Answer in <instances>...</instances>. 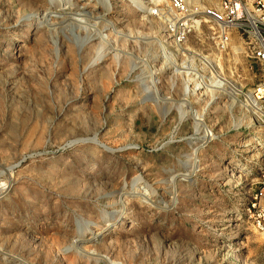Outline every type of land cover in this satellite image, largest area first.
Segmentation results:
<instances>
[{
	"label": "rangeland",
	"instance_id": "rangeland-1",
	"mask_svg": "<svg viewBox=\"0 0 264 264\" xmlns=\"http://www.w3.org/2000/svg\"><path fill=\"white\" fill-rule=\"evenodd\" d=\"M143 3L0 0V264H264V233L244 212L264 127L229 100L187 105L167 73L139 84L158 74L163 28ZM46 12L60 16L45 26ZM80 13L85 25L68 19ZM187 48L211 47L196 32ZM236 50L226 61L245 72Z\"/></svg>",
	"mask_w": 264,
	"mask_h": 264
},
{
	"label": "built area",
	"instance_id": "built-area-1",
	"mask_svg": "<svg viewBox=\"0 0 264 264\" xmlns=\"http://www.w3.org/2000/svg\"><path fill=\"white\" fill-rule=\"evenodd\" d=\"M143 4L145 14L161 21L163 28L152 60L158 74L138 77L139 84L148 78L144 82L157 86L159 73H167L180 80L185 101H203L206 95L215 96L217 103L229 100L252 123L264 127V0H220L204 7L188 0H144ZM196 32L209 43L210 51L187 48ZM231 48L246 60L245 72L226 61ZM225 64L230 65L224 73ZM189 114L202 147L208 146L212 131L197 111L190 109ZM256 162L258 177L247 191L244 212L253 229L264 233V153Z\"/></svg>",
	"mask_w": 264,
	"mask_h": 264
},
{
	"label": "bare ground",
	"instance_id": "bare-ground-1",
	"mask_svg": "<svg viewBox=\"0 0 264 264\" xmlns=\"http://www.w3.org/2000/svg\"><path fill=\"white\" fill-rule=\"evenodd\" d=\"M67 1V0H66ZM97 1H99V2H101V4H102V8L104 9V10H107V9H109V7H111L112 6V4L113 3H115L117 0H97ZM123 1H128L129 3H131V4H136V0H123ZM137 6H140V4L139 5H137ZM61 11V10H60ZM108 13V12H107ZM107 13L106 14H104V15H107ZM68 14V13H67ZM70 15V14H69ZM103 15V16H104ZM60 16V14H57V13H54V12H46V13H42V15H41V18H42V20H43V23L45 24V26H50V25H52L53 23L51 22L52 20H55V19H57L58 17ZM68 16V15H67ZM91 15H89V13H80V14H73V15H71V17H69L68 19L70 20V21H72V22H74V23H76V24H81V25H85L86 23H88V19L89 18H91L90 17ZM96 18V17H95ZM65 20V19H64ZM64 20H63V22H64ZM54 22V21H53ZM52 23V24H51ZM100 38H102V37H100ZM149 39V38H148ZM93 39L92 38H87L84 42H83V44H82V46L81 47H83L84 45H87L90 41H92ZM57 51V50H56ZM104 56H105V47L104 46H102V45H100L98 48H97V50H96V57H95V59L93 60V62H92V65H95V64H99V63H101L102 61H103V59H104ZM152 87H155V86H152ZM147 90H149V89H145V91H147ZM147 93H148V95H150V94H154V96H157L158 95V91L156 90V89H153V92H148L147 91ZM212 96V95H211ZM213 97V96H212ZM186 103H187V105H190L189 104V102H187V101H185ZM200 117V116H199ZM91 141L94 143V144H99L97 141H96V139H91ZM198 141V140H197ZM203 141V139H201V140H199L198 142H202ZM101 147V146H100ZM103 147V146H102ZM105 148V147H104ZM262 153H264V145H260L259 146V149H258V151H257V153L255 154V159L256 160H259L260 159V155L262 154ZM181 179H183V180H185V179H188L189 178V175L188 174H183V175H181V177H180ZM138 182V181H137ZM145 194H146V192H144ZM146 195H148V194H146ZM145 196V195H144ZM87 233H89V225L87 224L86 226H84L83 227V230H81V235L80 236H83V235H86ZM92 235V234H91ZM100 235V232H98V233H94L92 236H91V238L90 239H87V240H85L84 242H82V244H84V243H90V242H93V241H95L97 238H98V236ZM76 244H77V242L76 241H71L70 243H69V245H68V247H67V249L65 250V252H67L71 247H76ZM79 251L80 252H85V253H87V255H92V252H86V251H84V250H82V249H80L79 248ZM110 264H118V263H115V262H111Z\"/></svg>",
	"mask_w": 264,
	"mask_h": 264
},
{
	"label": "water",
	"instance_id": "water-1",
	"mask_svg": "<svg viewBox=\"0 0 264 264\" xmlns=\"http://www.w3.org/2000/svg\"><path fill=\"white\" fill-rule=\"evenodd\" d=\"M101 148H103V149L107 150V149H106V148H104V147H101Z\"/></svg>",
	"mask_w": 264,
	"mask_h": 264
}]
</instances>
